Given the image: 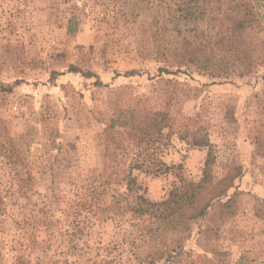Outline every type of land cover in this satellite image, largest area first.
Returning <instances> with one entry per match:
<instances>
[{"label":"rangeland","instance_id":"374dc122","mask_svg":"<svg viewBox=\"0 0 264 264\" xmlns=\"http://www.w3.org/2000/svg\"><path fill=\"white\" fill-rule=\"evenodd\" d=\"M262 4L242 33L251 72L240 76L212 27L179 31L175 0H0V264H264ZM183 38L203 46L201 61L185 62ZM121 108L174 120L156 153L176 170L133 171L136 193L103 171ZM179 130L207 134L212 176L231 187L175 244L130 206L164 200L178 172L201 179L207 152Z\"/></svg>","mask_w":264,"mask_h":264},{"label":"trees","instance_id":"16d2710c","mask_svg":"<svg viewBox=\"0 0 264 264\" xmlns=\"http://www.w3.org/2000/svg\"><path fill=\"white\" fill-rule=\"evenodd\" d=\"M175 2L174 11L179 31L195 35L198 25L202 22L212 27L215 30L214 46L222 52L233 54L235 61L242 66L240 76L251 72L250 50L242 38V33L256 25L257 3H263L261 19L264 21V0H175ZM181 48L186 63L201 61L202 45L195 44L190 38H183ZM173 131L174 120L165 110L151 112L138 108L118 109L108 120L103 136L105 143L103 171L108 173L111 169L106 183L122 184L126 191L136 193L139 186L132 174L133 171L160 176L176 170L175 166H169L161 161L156 153L158 145ZM177 133L179 139L186 142L189 147L206 150L201 179L192 182L178 172L176 184L164 200L152 202L143 195H135L130 206L133 215L155 224L156 229L161 232L170 231L167 241L175 244L186 237L190 226L203 218L212 203L222 198L231 187V184L221 185L212 176L215 158L207 134L200 130L183 132L179 130ZM123 156L130 157L127 165H111L114 159H121ZM234 203L233 197L227 199L222 204V213L233 215ZM156 255V259H162L169 254L159 252Z\"/></svg>","mask_w":264,"mask_h":264}]
</instances>
